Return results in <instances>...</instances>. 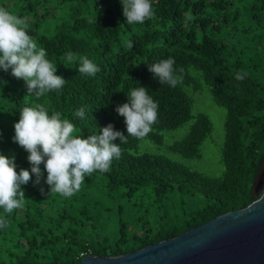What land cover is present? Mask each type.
Returning <instances> with one entry per match:
<instances>
[{"label": "trees", "instance_id": "obj_1", "mask_svg": "<svg viewBox=\"0 0 264 264\" xmlns=\"http://www.w3.org/2000/svg\"><path fill=\"white\" fill-rule=\"evenodd\" d=\"M154 18L126 24L121 0H0V7L26 17L27 33L56 65L62 89L37 100L24 80L0 69V154L15 158L16 171L31 165L13 142L23 107L42 104L75 125L73 135L100 134L108 124L127 136L115 108L131 89L144 87L158 104L157 121L142 140L164 144V132L191 122L166 151L184 159L202 157L210 118L193 111L185 91L207 92L226 111L219 176H210L163 154L139 152L142 140L128 137L106 173L86 175L71 197L50 192L46 170L21 189L25 199L12 213L0 209V264H80L85 256H119L176 237L258 199L264 173V0H151ZM195 19L185 21V14ZM132 47H128V43ZM86 56L94 76L68 64L66 53ZM172 57L185 69L183 83L161 85L148 66ZM237 72H246L242 82ZM83 107L85 118L74 113ZM119 144L120 141H113ZM262 180H264L262 178ZM41 187L44 189L42 193Z\"/></svg>", "mask_w": 264, "mask_h": 264}, {"label": "clouds", "instance_id": "obj_2", "mask_svg": "<svg viewBox=\"0 0 264 264\" xmlns=\"http://www.w3.org/2000/svg\"><path fill=\"white\" fill-rule=\"evenodd\" d=\"M123 16L126 24H143L145 20L154 18L151 0H121ZM195 17L185 14V21ZM26 17H18L3 7H0V69L8 72L16 79H22L27 86L28 96L37 100L47 93L63 88L65 80L56 75V65L46 59V50L38 48L37 43L27 33ZM132 47V43H128ZM68 64L78 62L77 71L89 77H94L100 68L86 56L66 53ZM174 58L160 60L148 66L161 85L172 88L183 83L185 69H175ZM246 72H237L235 80L242 82ZM128 103L117 105L115 111L125 118L127 136L114 130L110 123L100 129V134L89 135L86 139L73 135L75 125L68 119H61V113L49 115L42 104L26 106L20 111V118L14 124L13 142L25 149L31 168L30 171L21 168L17 173L15 158L0 154V209L4 213H12L21 208L25 193L22 185H27L34 174V186L41 184L44 165L47 176L44 181L50 186L51 193L62 197H71L80 190L86 175L95 171H109L113 159L121 157V143H127L128 137L144 139L157 121L158 104L148 94L144 87L131 89ZM75 117L85 118V109L79 108ZM119 139L120 143H113ZM43 193L44 189L41 187ZM5 226L4 218L0 217V227Z\"/></svg>", "mask_w": 264, "mask_h": 264}, {"label": "water", "instance_id": "obj_3", "mask_svg": "<svg viewBox=\"0 0 264 264\" xmlns=\"http://www.w3.org/2000/svg\"><path fill=\"white\" fill-rule=\"evenodd\" d=\"M264 173L247 207L119 256H85L80 264H264Z\"/></svg>", "mask_w": 264, "mask_h": 264}, {"label": "rangeland", "instance_id": "obj_4", "mask_svg": "<svg viewBox=\"0 0 264 264\" xmlns=\"http://www.w3.org/2000/svg\"><path fill=\"white\" fill-rule=\"evenodd\" d=\"M185 91L193 100V111L206 114L213 125L209 138L201 145L202 157L199 159H184L177 154L166 151V147L174 141L180 140L186 135L191 122L185 123L182 127L165 131L164 144H155L142 140L139 143V152L163 154L170 159L180 162L191 169L198 170L210 176H219L222 171L220 164V148L224 139V119L226 111L213 103L207 92H195L191 87H185ZM264 166V164H263Z\"/></svg>", "mask_w": 264, "mask_h": 264}, {"label": "flooded vegetation", "instance_id": "obj_5", "mask_svg": "<svg viewBox=\"0 0 264 264\" xmlns=\"http://www.w3.org/2000/svg\"><path fill=\"white\" fill-rule=\"evenodd\" d=\"M264 179V178H263Z\"/></svg>", "mask_w": 264, "mask_h": 264}]
</instances>
